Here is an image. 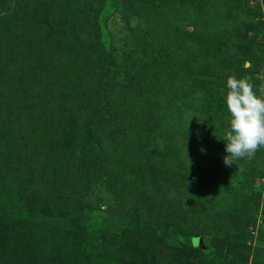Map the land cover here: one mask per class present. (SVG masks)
Listing matches in <instances>:
<instances>
[{
  "label": "rangeland",
  "instance_id": "1",
  "mask_svg": "<svg viewBox=\"0 0 264 264\" xmlns=\"http://www.w3.org/2000/svg\"><path fill=\"white\" fill-rule=\"evenodd\" d=\"M233 74L264 96V0H0V264H264Z\"/></svg>",
  "mask_w": 264,
  "mask_h": 264
},
{
  "label": "clouds",
  "instance_id": "2",
  "mask_svg": "<svg viewBox=\"0 0 264 264\" xmlns=\"http://www.w3.org/2000/svg\"><path fill=\"white\" fill-rule=\"evenodd\" d=\"M226 87L225 102L230 119L222 138L227 153L223 162L231 167L239 160L254 159L264 149V96L257 94L249 77L230 75Z\"/></svg>",
  "mask_w": 264,
  "mask_h": 264
},
{
  "label": "trees",
  "instance_id": "3",
  "mask_svg": "<svg viewBox=\"0 0 264 264\" xmlns=\"http://www.w3.org/2000/svg\"><path fill=\"white\" fill-rule=\"evenodd\" d=\"M113 65V64H112ZM114 66V72L117 71H123V67L122 66ZM234 213L238 214L239 212L234 209ZM249 226V223L245 220L242 221H236L234 218L233 220L230 221V225L228 227V231L232 234L231 236L233 237V235H235V239L239 238L241 235L243 236H247V234L245 233L247 227ZM237 237V238H236Z\"/></svg>",
  "mask_w": 264,
  "mask_h": 264
}]
</instances>
